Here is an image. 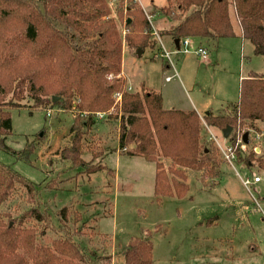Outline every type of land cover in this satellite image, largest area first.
Returning a JSON list of instances; mask_svg holds the SVG:
<instances>
[{"label": "rangeland", "instance_id": "1", "mask_svg": "<svg viewBox=\"0 0 264 264\" xmlns=\"http://www.w3.org/2000/svg\"><path fill=\"white\" fill-rule=\"evenodd\" d=\"M137 1L152 29L160 32L169 27V19L157 13L150 0ZM163 2L165 5L166 0ZM130 4L131 0H108L107 19L115 22L123 45L118 78L126 80L131 93H141L143 88L160 93L165 109L196 108L202 115V144L215 149L219 174L188 170L189 192L182 198L174 194L159 199L154 191L156 164L114 152L120 150V103L115 102L111 115L98 117L85 138V164L73 165L61 155L72 139L75 112L57 107L32 110L34 102L26 98L20 102L22 109L11 111L12 132L6 140L10 151L0 149V163L39 185V191L31 198L26 192L14 195L1 212L12 219L31 208L48 213L52 225L46 226V237L62 238L68 231L88 258L96 254L91 264H125L126 251L136 238H149L153 243V264H264V184L252 186L249 192L241 181L264 177V171L257 162L250 166L236 159L234 166L228 164L212 137L222 146L229 138L209 127L203 117L209 110L223 113L227 105L236 103L241 81L251 73L264 75V56L256 55L251 42L243 39L232 7L236 36L207 50L211 62L199 59L197 48L191 47L185 55L173 54L175 70L168 68L157 43L139 48L141 55L128 47L126 20L133 14L126 7ZM162 39L166 46L170 44L169 37ZM176 73L178 76L166 80ZM255 125L256 129L239 124L232 133L248 130L251 147L264 157V124ZM29 146H34L32 154ZM161 160L166 167L170 165L169 160ZM98 163L106 170L86 172ZM64 208L70 213L67 221L60 216ZM27 223L35 222L27 219Z\"/></svg>", "mask_w": 264, "mask_h": 264}, {"label": "trees", "instance_id": "2", "mask_svg": "<svg viewBox=\"0 0 264 264\" xmlns=\"http://www.w3.org/2000/svg\"><path fill=\"white\" fill-rule=\"evenodd\" d=\"M137 2L131 0L126 7L133 14L126 20V40L129 48L138 50L154 46L156 39ZM232 7L243 39L251 42L256 55L264 56V0H166L155 8L173 24L159 34L169 37L176 49V41L185 38L217 44L236 36ZM109 12L108 0H0V149L10 151L6 140L12 132L11 111L22 109L20 102L29 98L34 102L32 110L57 107L75 112L72 139L61 157L73 165H84L85 138L98 114L111 115L115 102L120 103V152L156 164L157 198L174 194L182 198L190 190L188 170L219 174L216 151L203 146V127L195 110H168L160 93L126 89V80L118 78L122 40L115 22L107 19ZM54 97L59 100L54 102ZM203 117L209 127L222 133L228 127L235 131L239 124L251 128L258 122L264 124V75L249 74L241 81L236 103L227 105L223 113L210 111ZM227 141L235 144L236 133ZM251 144L247 151L237 149V160L250 166L257 162L264 171V157ZM33 150L34 146L28 147L30 154ZM161 159L169 160L170 165L166 167ZM103 170L106 166L98 163L86 172ZM38 187L0 163V264H91L96 254L88 258L68 231L62 238L46 237V226L52 225L48 213L31 208L12 219L1 212L18 193L36 197ZM69 214L64 208L60 216L67 221ZM27 219L35 223H27ZM125 264H153L151 240L136 238L126 251Z\"/></svg>", "mask_w": 264, "mask_h": 264}, {"label": "built area", "instance_id": "3", "mask_svg": "<svg viewBox=\"0 0 264 264\" xmlns=\"http://www.w3.org/2000/svg\"><path fill=\"white\" fill-rule=\"evenodd\" d=\"M153 36L155 37L156 39V43L158 44V46H160L159 48V55L160 57L162 58H166L168 60V66L170 68H173L175 69L174 65H173V62H172V55L174 53H184V54H187L189 52H191V47L192 46V40L190 38H185L184 40L180 41V46H179V49H175V52L173 51H170L166 44L164 43L162 37L160 36L159 32L153 28ZM195 53H197L200 57L204 58V59H207L208 58V52L206 49L204 48H201V47H198L196 50H194ZM172 78H174V76H171V77H167L166 80L167 81H170ZM131 90V87L128 88V91ZM116 98H117V101H121V94H116ZM106 115V114H105ZM104 114H98V117H103ZM243 137H244V133H241L240 131H238L236 133V142L235 144H232L230 142H227V145L226 146H222L219 141L215 138V137H212L214 138V140L216 141V143L219 145L221 151H222V154L224 156V159L225 161L234 166L235 164V160L237 159V149H241L242 151H247V144H245L243 142ZM241 181L244 185V187L249 191L251 192L252 190V186H255V185H258V184H264V177L262 176H255V177H247L246 179L244 178H241Z\"/></svg>", "mask_w": 264, "mask_h": 264}, {"label": "crops", "instance_id": "4", "mask_svg": "<svg viewBox=\"0 0 264 264\" xmlns=\"http://www.w3.org/2000/svg\"><path fill=\"white\" fill-rule=\"evenodd\" d=\"M153 6L155 5V3H158V5L159 6H157V5H155V6H157V7H160V6H163L164 5V2H163V0H150L149 1ZM154 6V7H155ZM164 23L165 24H168V23H166L165 21H164ZM171 24H173L172 22H169V24H168V26L170 27V25ZM241 29V28H240ZM218 43H220V41L218 42ZM217 43V44H218ZM217 44H215V43H213V42H205V40H192V46L193 47H196V48H198V47H201V48H204V49H206V50H209L210 48H212V49H215L218 45ZM170 44H168V49L170 48V49H172V51L173 52H175V49L176 48H173L172 46L170 47L169 46ZM178 50V49H177ZM210 51V50H209ZM208 52V51H207ZM160 53V52H159ZM185 55L184 53H174V55ZM196 54V53H195ZM197 55V57L199 58V59H201V60H203L204 62H211L210 60H209V52H208V58L207 59H204V58H202V57H200L198 54H196ZM210 64V63H209ZM168 68H170L168 65H166ZM175 70V69H174ZM175 72H177V71H175ZM174 77H176V76H178V73H176V75L174 74L173 75ZM171 77V76H170ZM162 97H163V95H162ZM163 104H164V98H163ZM193 105L195 106V104L193 103ZM196 107V106H195ZM169 110V109H168ZM191 110H195L199 115H200V117H202V115L197 111V109L195 108H192ZM189 111V110H188ZM208 112H210V110L208 111ZM207 112V113H208ZM258 151L259 150H261V148H258L257 149ZM114 152L115 153H117V154H119V155H121L122 153L120 152V150H114ZM155 176H156V174H155ZM155 186V185H154ZM199 222V221H198ZM207 222V221H206ZM209 223H211L210 221H208L207 222V224H209ZM199 224H200V222H199Z\"/></svg>", "mask_w": 264, "mask_h": 264}, {"label": "water", "instance_id": "5", "mask_svg": "<svg viewBox=\"0 0 264 264\" xmlns=\"http://www.w3.org/2000/svg\"><path fill=\"white\" fill-rule=\"evenodd\" d=\"M131 22V20L129 19L128 20V23H130ZM179 46H180V41L179 40H177L176 41V47H177V49H179ZM138 54L139 55H141L142 54V50H139L138 51ZM57 100H59V97H54L53 98V101L55 102V101H57ZM232 131H233V128L232 127H228V128H226L224 131H223V137L225 138V139H228L229 138V136H230V134L232 133ZM250 135H249V133L247 132V133H245L244 134V137H243V142L245 143V144H249V142H250V137H249Z\"/></svg>", "mask_w": 264, "mask_h": 264}]
</instances>
